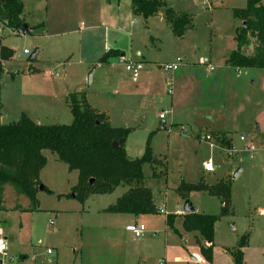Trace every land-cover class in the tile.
Masks as SVG:
<instances>
[{
	"label": "rangeland",
	"instance_id": "rangeland-1",
	"mask_svg": "<svg viewBox=\"0 0 264 264\" xmlns=\"http://www.w3.org/2000/svg\"><path fill=\"white\" fill-rule=\"evenodd\" d=\"M115 1L23 0L21 16L31 30L0 32V46L13 50L2 61L0 102L6 123L19 120L23 112L40 124H68L72 121L68 94L74 92L105 112L111 126L133 128L125 140L130 158L143 154L152 133V154L160 162L143 165L144 184L164 212L138 216L106 212L124 186L79 201L72 196L77 170L42 149L46 162L38 179L50 192L38 188L35 209L11 185L3 190L0 238L7 255L0 254V264H236L231 251L244 235L242 264H264V68H243L246 74L236 76L225 64L235 45L234 29L240 25L233 8L244 6L245 0H163L191 17L182 37L173 35L162 9L144 19L131 13L130 0ZM109 49L142 61L138 80L118 56L98 62ZM176 57L183 64L167 75L161 65ZM148 68L154 70L151 84L141 87ZM221 76L223 80H217ZM178 77L186 83L195 80V90L183 91ZM166 78H172V95ZM200 111L209 114L207 125L192 122ZM210 113L218 121L211 120ZM216 131L226 133L229 147H221L212 136L201 138ZM249 144L253 152L246 149ZM208 161L213 171L204 170ZM201 175L208 183L231 184L229 211L214 223L211 261L199 249L210 242L196 231L185 232L180 218H173L172 226L166 222L167 214L183 210L180 182L196 183ZM187 200L199 213L221 211L220 199L206 191L190 192ZM11 203L19 209L7 208ZM128 220L144 224L142 236L124 229Z\"/></svg>",
	"mask_w": 264,
	"mask_h": 264
},
{
	"label": "trees",
	"instance_id": "trees-1",
	"mask_svg": "<svg viewBox=\"0 0 264 264\" xmlns=\"http://www.w3.org/2000/svg\"><path fill=\"white\" fill-rule=\"evenodd\" d=\"M130 3L132 13L144 19L162 9L163 18L176 37H182L186 28L191 26L189 14L175 11L163 0H130ZM22 11V0H0V22H6L8 27L25 29ZM233 14L242 23L234 29L236 47L227 55L225 63L231 67L264 68L263 0H245L244 6L233 8ZM121 54L120 50L109 49L98 62H107L110 57ZM12 55V49L1 46L0 77L2 61ZM68 101L72 114V121L68 124H39L24 113L15 122L0 121V194L2 186L9 184L27 196L33 205L31 210L35 209V195L40 184L38 172L46 162L41 150L49 149L69 169L77 170L74 191L79 201L84 202L90 194L110 193L117 186H124L126 190L104 209L106 212L135 216L156 213L158 207L154 203L151 189L144 184L143 173L144 164L160 162L152 154V133L146 139L143 154L130 158L125 151V140L133 128L111 126L105 112L92 107L84 99H78L74 92H69ZM1 107L0 102V119ZM210 135L221 147L231 145L224 132H211ZM119 141L120 146L114 147L113 142ZM45 190L50 192L47 188ZM177 191L185 201H188V195L193 191H206L220 199L221 211L217 215L197 211L182 214V228L185 232L196 231L206 241H210L209 245H200L199 249L201 256L211 261L214 223L229 211L231 184L223 180L208 183L201 175L196 183L182 180ZM174 214L166 216L170 226ZM245 244L244 235L239 240V246L231 251L236 264H242L241 248Z\"/></svg>",
	"mask_w": 264,
	"mask_h": 264
},
{
	"label": "built area",
	"instance_id": "built-area-1",
	"mask_svg": "<svg viewBox=\"0 0 264 264\" xmlns=\"http://www.w3.org/2000/svg\"><path fill=\"white\" fill-rule=\"evenodd\" d=\"M3 28H7L11 32L18 33V34H22V33L26 32L25 29H20V28L13 29V28L8 27L6 22H0V32L3 30ZM0 52H1V46H0ZM24 52L26 53L27 50L24 49ZM118 59L120 62H122L125 65V69L131 74V77L133 78V80H136L139 77L141 70L143 69L142 62L132 61V60L126 58L124 56V54L119 55ZM181 63H182V59L179 57H176L175 61L170 62V63H165V64L161 65V67L164 70V72L167 75H169L172 71L176 70L180 66ZM207 68L209 70H213V66L210 64H207ZM233 68L235 70L236 76H240L241 74H245V72L242 71L243 67H233ZM166 81L168 82L167 92L172 93V80H171V78H167ZM159 117L163 118L164 113H160ZM201 138H203L205 140H209L211 138V135L209 133H205ZM239 139L245 140V137L240 135ZM210 144L213 145V143H211V142H210ZM246 149L249 150L250 152H253L255 148L252 144H249L246 146ZM203 168L205 171H213L214 170L212 163L209 161L204 163ZM157 210L160 212H164L162 207H160V206L157 208ZM176 212H178V211H176ZM125 229L127 231H129L131 234H133L135 237H140L143 235V233L145 231V226L142 223H134V224L126 225ZM6 250H7V246H6L5 240L3 238H0V254L7 255ZM47 253H50L49 249L47 250ZM10 260H12V258H10ZM0 263H1V261H0Z\"/></svg>",
	"mask_w": 264,
	"mask_h": 264
},
{
	"label": "crops",
	"instance_id": "crops-1",
	"mask_svg": "<svg viewBox=\"0 0 264 264\" xmlns=\"http://www.w3.org/2000/svg\"><path fill=\"white\" fill-rule=\"evenodd\" d=\"M23 1V0H22ZM109 1V0H108ZM118 1L119 0H116L115 2L116 3H118ZM263 3H264V0H263ZM245 4V3H244ZM24 5V4H23ZM132 13V12H131ZM159 13V12H158ZM157 13V14H158ZM104 15V14H103ZM21 18H22V16H21ZM22 20H23V18H22ZM24 21V20H23ZM240 21V24L242 23V21L241 20H239ZM28 26V25H27ZM117 28V27H116ZM31 30V28L29 27V30H26V31H30ZM236 47V43H235V45H234V48ZM233 48V49H234ZM232 49V50H233ZM37 52H38V50H36V54H37ZM124 52H122V54H123ZM139 53L137 52V55H138ZM227 57V56H226ZM225 57V58H226ZM110 61V59H108V61L107 62H109ZM137 61V60H136ZM139 61V60H138ZM199 61L201 62V58H199ZM204 62H201L202 64H205L206 63V59L204 58V60H203ZM139 62H142V61H139ZM97 64H99V63H97ZM183 63H181L180 64V66L182 65ZM226 64V63H225ZM227 65V64H226ZM98 66V65H97ZM227 66H229V65H227ZM209 70V69H208ZM153 72H154V70L153 69H151V68H148V69H146L145 70V72H144V74H143V81L140 83V85H141V87L142 86H149L151 83H150V81H151V74H153ZM141 74V73H140ZM245 74H246V72H245ZM139 77H140V75H139ZM138 77V78H139ZM138 78L136 79V80H138ZM178 78H180V84H178V86H180V88H182V90L183 91H185V88H187L188 89V92H190L191 90H195V87H196V81L195 80H193V79H189V80H187V83L186 82H184V80L182 81V79H184V77L182 78V77H178ZM167 79V78H166ZM136 80H134V81H136ZM171 80H172V78H171ZM217 80H219V81H222L223 80V78H222V76L220 77V78H218ZM196 84V85H195ZM172 92H173V89H172ZM171 95H172V93H171ZM173 102L174 101H172V104H173ZM21 109H19V114H21ZM175 111H177V109L175 110ZM175 111H173L172 112V114H171V116H170V119L172 120V122H174L173 120H175V114H174V112ZM164 112H165V114L168 112L167 110H164ZM179 111H177V113H178ZM169 113H171V111L169 110ZM1 114H2V116L5 118V122H6V120H7V113H5V111L3 110V107H1ZM22 114H23V112H22ZM211 115H213V113H210ZM208 113H203L202 111H200V113L199 112H197V113H195V115H194V117H193V119H192V122H196L197 123V125L198 124H200V126H203V125H207L208 123H209V118H208ZM165 116L166 115H164V117H163V119L165 118ZM213 118L211 119V120H215V121H218L217 120V117L215 116V115H213L212 116ZM183 118H186V117H183ZM32 119V118H31ZM33 121H35L36 123H39L40 124V120L38 119V118H34V119H32ZM220 120V119H219ZM208 122V123H207ZM199 136V135H198ZM125 151H126V153H128V149H127V144H126V141H125ZM6 184L5 185H3L2 186V188H1V193L3 194V195H1L0 194V196H1V199H0V207L2 206V205H5V199H4V193H3V190H6ZM126 190V189H125ZM9 192V191H8ZM161 204H163V203H161ZM3 207V206H2ZM16 206H15V204H13V203H11V204H8V207L7 208H12V209H19V208H15ZM161 207V206H160ZM21 208V207H20ZM176 211H178V212H176ZM176 211H175V217L174 218H180L181 220H182V214H183V210H180V209H176ZM196 211H197V208H196ZM174 220V219H173ZM124 221V220H123ZM122 221V222H123ZM130 223H139L138 222V220H134V221H131V220H128V222L125 224V226L126 225H128V224H130ZM182 223V222H181ZM125 226H124V229H125ZM126 230V229H125ZM0 231H2L1 229H0ZM127 231V230H126ZM127 232H129V231H127ZM208 242H210V241H207V243ZM24 254H22L21 256H23ZM12 258V257H11Z\"/></svg>",
	"mask_w": 264,
	"mask_h": 264
},
{
	"label": "water",
	"instance_id": "water-1",
	"mask_svg": "<svg viewBox=\"0 0 264 264\" xmlns=\"http://www.w3.org/2000/svg\"><path fill=\"white\" fill-rule=\"evenodd\" d=\"M23 26H24L25 30H29V27L26 24H24ZM35 55H36V50L30 55V57L31 58H34ZM32 71H35V69L32 68ZM92 71H93V68L87 74V83H89L90 80H91V73H92ZM0 121L2 123H4L5 122V118L2 116L1 119H0ZM120 144H121V141H119V142H113V146L116 147V148L119 147ZM238 171H239V169L234 172L233 176H236V174L238 173ZM38 188L40 190H45V187L43 185H41V184H39ZM72 196L74 197L75 196V193H73ZM195 211H196V208L190 202L185 201V203L183 205V213H189V212H195Z\"/></svg>",
	"mask_w": 264,
	"mask_h": 264
}]
</instances>
